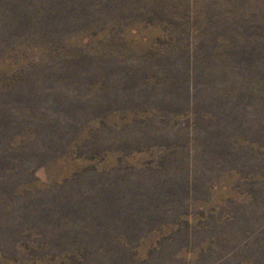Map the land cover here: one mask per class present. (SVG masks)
Here are the masks:
<instances>
[{
    "label": "rangeland",
    "instance_id": "374dc122",
    "mask_svg": "<svg viewBox=\"0 0 264 264\" xmlns=\"http://www.w3.org/2000/svg\"><path fill=\"white\" fill-rule=\"evenodd\" d=\"M0 264H264V0H0Z\"/></svg>",
    "mask_w": 264,
    "mask_h": 264
}]
</instances>
